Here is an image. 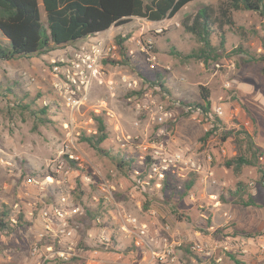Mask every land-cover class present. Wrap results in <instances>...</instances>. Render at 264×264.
Returning a JSON list of instances; mask_svg holds the SVG:
<instances>
[{
	"label": "rangeland",
	"instance_id": "374dc122",
	"mask_svg": "<svg viewBox=\"0 0 264 264\" xmlns=\"http://www.w3.org/2000/svg\"><path fill=\"white\" fill-rule=\"evenodd\" d=\"M222 1L196 0L164 22L134 18L115 27L109 40L127 38L128 62L103 61L99 79L80 97L79 107L58 101L49 58L0 61V215L69 196L73 203L94 205L108 226L113 247L101 250L98 264H235L233 256L264 264V18L235 11L236 26L227 28L226 53L218 61H186L171 52L173 47L184 54L199 49L201 43L185 30L183 20L201 5ZM42 15L46 22L44 9ZM7 42L0 31V43ZM212 42L219 45L220 36L213 35ZM68 46L54 56L66 53ZM113 60H122L120 48ZM24 71L36 81H26ZM159 76L165 88L156 84ZM203 87L210 92L213 113L223 110L222 122L207 141L202 138L213 120L184 104L203 103ZM94 115L104 117L109 132L101 147L134 159L130 168H119L84 140L98 130ZM243 131L263 156L261 167L236 171L224 162L237 154V135ZM227 132L233 134L222 141ZM179 151L202 169L182 162L175 166L170 159ZM154 161L161 169L168 167L162 170L164 178L153 171ZM239 181L261 207L234 202L229 191ZM130 218L136 219L135 226L128 224ZM123 224L130 232L117 234ZM91 227L85 223L80 234L87 236ZM28 234L14 229L0 237V264L7 263L6 249L13 252L27 244ZM96 239L90 242L94 246Z\"/></svg>",
	"mask_w": 264,
	"mask_h": 264
},
{
	"label": "trees",
	"instance_id": "16d2710c",
	"mask_svg": "<svg viewBox=\"0 0 264 264\" xmlns=\"http://www.w3.org/2000/svg\"><path fill=\"white\" fill-rule=\"evenodd\" d=\"M40 1L46 13V22L42 19ZM196 0H0V31L7 38V43H0V61L29 60L47 55L57 49L86 40L92 36L108 31L111 27L122 26L134 18L145 19L150 22H160L175 17L184 7ZM248 10L259 13L264 18V0H225L218 5H201L195 13L187 15L183 20L185 30L192 34L201 47L189 54H184L172 48V54L182 60H197L204 63L218 61L225 56V37L227 28H234L236 22L235 11ZM213 35H219L221 42L214 45ZM127 38L116 37L122 60H106L109 63L128 62L124 43ZM165 88L161 76L156 83ZM12 90V89H10ZM203 103H184L187 107L200 111L207 120H213L212 128L202 138L207 141L214 135L218 125L222 122L211 108L210 92L202 88ZM40 113L45 114L44 110ZM98 126L96 133L84 140L95 150L111 156L119 168H130L134 159L126 156L112 155L104 150L101 144L109 138L105 119L101 115H94ZM233 132L223 135L226 141ZM240 134H244L243 141ZM237 154L224 162V165L236 171L245 166L261 167V149L256 145L251 135L244 131L237 135ZM264 173V169H261ZM195 180L188 182L186 188L190 190ZM230 197L235 203L244 207H261L250 192L249 186L239 181L236 189L230 190ZM93 218L99 214L98 210H90ZM10 210H4L0 215V234L14 230L9 221ZM22 220V216L20 217ZM235 264H247L233 256ZM201 261L202 259L199 258ZM202 262V261H201ZM202 264V263H201ZM215 264V263H214Z\"/></svg>",
	"mask_w": 264,
	"mask_h": 264
},
{
	"label": "built area",
	"instance_id": "2783aa9c",
	"mask_svg": "<svg viewBox=\"0 0 264 264\" xmlns=\"http://www.w3.org/2000/svg\"><path fill=\"white\" fill-rule=\"evenodd\" d=\"M105 37L102 40L88 38L79 42L76 46H68L66 53L55 57L54 53L44 55L49 58L47 61L48 70L55 77L53 83L54 92L58 96L60 103H66L69 107L75 108L81 105L80 97L86 95L94 79H99V67L102 62L108 59L119 57V45L116 41ZM81 43V44H80ZM22 77L26 81H36V76L24 71ZM223 110H216V116H222ZM202 122V119L198 120ZM206 130L209 131L208 127ZM207 131V132H208ZM225 153V151H224ZM159 152H155L153 157L158 159ZM212 157L209 156V159ZM165 163L166 160L164 161ZM170 162L185 163L194 170L200 171L202 164L194 160L191 156L186 159L183 151L174 155ZM152 169L155 173L160 172L164 178V171L168 167L161 166L154 161ZM181 169H184L181 167ZM69 196H60L59 199H52L44 202L39 207L31 211H25L19 205L15 206L16 211H12L9 217L11 227L21 229L29 233L25 238L24 246H17L16 251H4L6 264H98V256L103 249L105 253L113 247V239L108 231L102 214L90 217L88 209L93 211L94 205L73 203ZM96 199V198H95ZM108 199V198H107ZM98 201V199H96ZM22 216V220L20 217ZM132 226L136 224V219L127 220ZM85 223L92 225L87 236L80 233ZM130 232L127 224H123L118 229L117 234L123 235ZM96 233V234H95ZM6 233L0 234L4 237ZM94 236L97 237L96 245H92ZM118 242L120 238H117ZM137 244L140 241H136ZM198 250H202L201 245H196Z\"/></svg>",
	"mask_w": 264,
	"mask_h": 264
},
{
	"label": "crops",
	"instance_id": "0c3cea01",
	"mask_svg": "<svg viewBox=\"0 0 264 264\" xmlns=\"http://www.w3.org/2000/svg\"><path fill=\"white\" fill-rule=\"evenodd\" d=\"M40 7H41V14H42V11H43V9H44V7H43V4H42V2L40 1ZM44 12H45V10H44ZM46 14V13H45ZM44 18V16L42 15V19ZM166 20H168V19H166ZM165 20H163V21H160V22H153V23H161V22H164ZM114 26L113 27H111L108 31H106V32H104V36H102V37H114V34H115V32L113 31L114 30ZM101 34V33H100ZM100 34H98V35H96V36H92L91 38H95V37H97V36H99ZM81 42V41H80ZM77 43H79V42H77ZM77 43H74V45H76ZM58 50V49H57ZM56 52V50L55 51H53V52H51V53H55ZM50 54V53H49ZM48 55V54H47ZM44 56V55H43ZM34 59H36V57L35 58H32V59H29V60H34Z\"/></svg>",
	"mask_w": 264,
	"mask_h": 264
}]
</instances>
